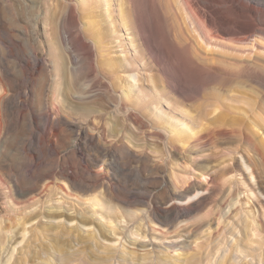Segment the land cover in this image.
<instances>
[{"label": "bare ground", "instance_id": "6f19581e", "mask_svg": "<svg viewBox=\"0 0 264 264\" xmlns=\"http://www.w3.org/2000/svg\"><path fill=\"white\" fill-rule=\"evenodd\" d=\"M111 1L113 4V0H99L102 5L90 12L109 14L113 9L108 11ZM2 2L0 0L1 5ZM116 3L119 16L111 14L109 19H104L109 27L106 25V30H103L104 26L96 28V35H109L108 40L111 39L113 46L120 51L118 60L115 56L101 58L96 48L97 42L86 33L81 9L75 0H65L61 10L48 12L49 19H56L54 43L58 59L54 61V79L51 78L52 70L46 58L45 42L36 31V22L39 21L27 15L30 22V29H27L10 12L6 14L8 16L0 12V82L7 80L9 87L7 95H4L6 92L0 94V198H4L8 207L17 213L15 223L11 225L21 226L20 231L12 230V227L2 229L3 238L9 234L11 240L18 233L24 237L25 224L35 220L40 224L42 217L59 219V208H46L45 204L48 202L46 197L53 200L52 194L53 197L59 192L68 194L63 185L57 182L61 177L67 189L84 193L90 191L84 202L90 201L91 205H96L104 196L107 197L104 201L110 204H113V200L128 207L140 203L146 206L150 220L160 224L163 222L158 220L157 213L175 211L180 215L179 220L199 208L205 199L203 196L186 205L167 206L170 201L185 199L198 190L193 183H188L177 192L172 191L164 198H159L155 189L144 185L137 190L117 187L114 194H109V187L119 181L116 172L123 173L132 168L130 159L136 160L135 170L140 179L152 177L151 181H155L153 176H163L155 171V164L147 163V153L131 152L124 141H95V135L85 125L69 121L76 132L70 142L63 143L60 125L64 113L80 117L93 114L101 120L107 112L108 102L126 123L132 125L133 132L141 133L146 141L154 144L153 151H159L156 141H160L161 158H172L173 152L182 148L178 144L201 146L212 142L215 135L235 137L237 142L248 147L256 160L252 173L257 178V187L249 183L237 164L235 171L242 174L248 188L236 191L230 206L237 202L240 193H253L258 189L264 194V155L253 138L255 135L245 128V117L232 115L233 110L247 105L255 118L264 119V113L261 114V111L264 112V0H117ZM96 4L92 3L91 7H96ZM92 14L87 23L101 26V22L94 19ZM120 26L125 30L124 37L119 33ZM107 29L110 31L107 32ZM124 38L139 52L138 59L129 57L131 54H127V48L123 46ZM178 56L180 60L175 61ZM68 61L70 67L67 66ZM187 64L207 75L213 88L227 93L214 92L208 96L202 110L188 116L190 125L177 119H167L172 130H176V139L172 140L166 138L158 126L151 125L144 111L148 103L166 102L176 106L191 99L185 72ZM122 69L130 77L134 71H138L137 75L143 74L140 80L146 85H149L150 79L141 71H156L152 93L148 94L145 103L129 102L127 94L120 93L116 88L111 74ZM0 88H3L2 85ZM74 92L80 95L75 97ZM97 95L105 104L95 100ZM218 108L220 110L214 113ZM223 113H227L229 119L223 117ZM23 126L28 129L25 136L22 135ZM116 130L117 125H114L104 129L102 134L106 137ZM86 139L97 151L96 156L86 153ZM35 141L48 143L49 160L44 158L42 149L26 159L17 157ZM147 146L148 142L142 145L143 148ZM69 155L76 157L77 162L68 161ZM99 163L116 172L113 175L98 172L96 166ZM205 173L201 172V175ZM196 183L202 185L199 181ZM200 189L208 190L209 187L202 185ZM59 199L54 198L55 201ZM101 207H108L109 210L107 205ZM80 215V222L89 224L86 212L82 211ZM107 216L111 218L110 214ZM220 218L221 215H218L216 224L220 223ZM259 224L264 228L261 218ZM204 225H207V229L202 230L200 237L208 231V222L201 223L196 229L201 230ZM54 239L56 246L53 247L62 256L64 250L73 248L70 240ZM195 239L191 244L196 243ZM53 247L49 246L48 249ZM79 250H90L93 257L95 255L96 259L102 261L112 256L96 255L90 244L83 245ZM66 257L65 260H68ZM112 258H115V254ZM5 264L15 263L7 260Z\"/></svg>", "mask_w": 264, "mask_h": 264}, {"label": "rangeland", "instance_id": "374dc122", "mask_svg": "<svg viewBox=\"0 0 264 264\" xmlns=\"http://www.w3.org/2000/svg\"><path fill=\"white\" fill-rule=\"evenodd\" d=\"M2 1V5L0 3L1 14L4 16L13 14L25 28L30 29L27 15L35 21H39V23L36 22V31L45 42L46 58L52 70L51 78H56L54 68V61L58 59V52L54 43V20L56 19H49L48 12L55 9L61 10L65 0ZM75 1L81 9L82 23L86 28V33L97 42L96 48L100 51L101 58L115 56L118 60L120 51L113 46L111 39L108 40L109 35L107 33L100 36L96 35V31L100 27L104 26L102 28L106 30L108 23H104V19H109L111 14L115 17L119 16V10L116 9L118 8L117 0H113V4L111 1L112 5L108 7V11L113 9L106 15L99 13V11L93 14L90 12L98 10L97 8L102 5L99 0ZM94 2L98 4H96V7H91ZM89 13L94 15V19L101 22V26L96 27L87 23L91 19ZM109 31L110 29H107V32ZM119 33L123 37L126 36L122 26L119 27ZM128 41L126 38L123 39V46L127 48V54H131L129 57L138 59L139 52ZM179 58L181 57L178 56L175 61H179ZM101 64L103 65V60H101ZM70 65L71 63L68 61L67 66L70 67ZM137 72H132L133 76L131 77L124 69L111 74L116 88L119 89L120 93L125 92L128 96L127 100L133 104L147 101L148 94L152 93L156 71L153 69L141 71L145 73L146 77H149V85L148 83L147 85L142 84L140 78L144 75H137ZM185 72L192 93L191 99H188L186 103H178L176 106L166 104V102H163V104L160 102L148 103L144 111V115L151 125L158 126L162 134L172 140L176 139L174 134L176 130H172V126L168 124L167 119H177L190 125L191 123L187 119L188 116L190 117V115L202 110L208 96L214 92L227 93L225 90L213 88V84L210 83L207 75L194 69L189 64L185 65ZM1 85L3 88H0V94L6 92L4 95H7L9 93L8 81H3ZM79 95V93L74 92L75 97ZM95 98L96 101H101L98 95ZM101 102L105 104L103 101ZM244 106L245 108L233 110L232 115L245 117L244 126L247 127L251 135H255L253 138L259 145L261 154L264 155V119L255 118L249 106ZM154 109L157 111L155 112ZM106 110L107 112L101 120L93 114L80 117L75 114L68 115L64 113L60 125L63 143L67 144L74 137L76 129L69 125V121H74L85 125L86 129L95 135V141L106 142L119 139L128 145L131 152L147 153L149 155L147 156V163L149 165L155 164V171L163 175L162 177L153 176L155 181L157 179L156 182L151 181L152 177L146 180L140 179L135 170L137 162L136 160L131 161L132 159L129 160L132 168L124 170L123 173L116 172L99 163L96 166L98 172L108 175H113L114 172L118 173L119 181L109 187V194H114L117 187L137 190L136 188L144 185L155 189L159 198H164L172 191L177 192L188 183H193L199 188L198 190L185 199L170 201L167 206L169 207L172 204L186 205L203 196L205 199L201 202L199 208L192 213H187L179 220L180 215H177L175 211L157 213L158 220L163 222L160 224L156 220H150L146 213V206L140 203L128 207L127 204L113 200V204L108 202L107 204L104 201L107 197L104 196L103 199L101 197V205L100 203L91 205L90 201L84 202L83 200L88 198L90 191L84 193L72 188L67 189L61 177L57 182L63 185L68 194L59 192L55 197L52 194L53 200L46 197L48 202L45 204L46 208L54 206L59 208V219L42 217L40 224L37 223L38 220L27 223L24 226V237L22 233H18L11 240L8 238L9 234L3 238L0 232V264H5L7 260L15 264H264V228L259 224L260 218L264 223L262 217L264 216V194L260 193L258 189L253 193L250 191L245 192V194L240 193L237 196V202L230 206L234 200L233 194L240 189L248 188L242 174L235 171L237 164L241 166L249 183L254 188L257 187V178L252 173L256 160L246 145L237 142L235 137L215 135L212 142L201 146H182V144H178L182 148L174 151L172 158H161L159 140L156 141L159 151H153L154 144H150V140L146 141L141 133L133 132L132 125L124 121L110 102L106 104ZM219 110V108L216 109L214 113ZM263 113L261 111V114ZM223 117L229 119L227 113H223ZM114 125H117L118 131L116 130L113 135L105 137L102 131L110 129ZM27 132L28 129L23 126L22 135L25 136ZM146 142H148V146L143 148L142 145ZM48 146L47 142L35 141L17 157L23 156L26 159L32 153H40L42 149L45 152L44 158L49 160L50 150ZM85 147L86 153L90 156L97 155L94 147L89 145L88 139H86ZM67 160L72 163L77 162V158L72 155H69ZM230 170L233 171L229 173ZM201 172L206 173L201 175ZM197 181L201 182L202 185H208L209 189H200L202 185H198ZM56 197L60 199L55 201L54 198ZM61 197L63 198L61 199ZM106 205L109 206V210ZM101 206L106 208L104 209ZM82 211H85L89 217V224L84 225L80 222ZM115 212L121 216L119 217ZM109 214L111 218L107 216ZM114 215L118 218H115ZM218 215H221L220 223L216 224ZM16 216L15 210L8 207L4 198H0V231L9 227H12V230L20 231V225H11V223H15ZM205 221L208 222L209 228L208 231L204 232L205 236L200 237L202 230L207 229V225H204L201 230L196 231V229ZM55 237L62 241L70 240L73 244V248L67 247L70 252L66 249L67 251H63V256L59 251L58 254L57 250L54 249L55 247H53L56 246ZM195 237L197 238L195 239ZM21 238L22 241H20ZM193 239L196 240L195 244H191ZM81 240H84V244L81 243ZM86 244L91 245V249L96 252V255L112 254L111 259L102 261L96 259L95 255L93 257L90 250H79ZM47 246L53 248L48 249ZM123 253L126 258L122 255ZM187 253L189 255L186 257ZM64 254L69 255V257ZM114 254L115 258H112ZM64 257L69 259L65 260Z\"/></svg>", "mask_w": 264, "mask_h": 264}]
</instances>
